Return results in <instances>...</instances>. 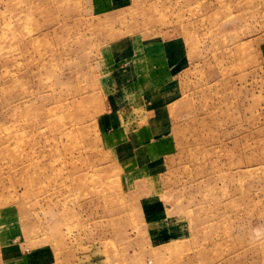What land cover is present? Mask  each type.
Instances as JSON below:
<instances>
[{"label": "rangeland", "instance_id": "1", "mask_svg": "<svg viewBox=\"0 0 264 264\" xmlns=\"http://www.w3.org/2000/svg\"><path fill=\"white\" fill-rule=\"evenodd\" d=\"M0 264H264V0H0Z\"/></svg>", "mask_w": 264, "mask_h": 264}]
</instances>
